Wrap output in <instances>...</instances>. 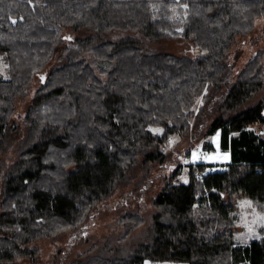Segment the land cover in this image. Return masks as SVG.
<instances>
[{
  "label": "trees",
  "instance_id": "16d2710c",
  "mask_svg": "<svg viewBox=\"0 0 264 264\" xmlns=\"http://www.w3.org/2000/svg\"><path fill=\"white\" fill-rule=\"evenodd\" d=\"M261 16L264 0H0V264L34 263L39 239L83 234L139 167L149 175L173 135L191 138L189 154L196 141L213 150L217 131L228 164L192 161L186 181L179 165L148 223L125 212L120 232L71 264H264V228L235 238L240 197L264 211V98L251 102L264 86L263 49L238 71L232 54ZM116 30L138 37L104 36ZM163 39L189 52L147 46Z\"/></svg>",
  "mask_w": 264,
  "mask_h": 264
},
{
  "label": "rangeland",
  "instance_id": "374dc122",
  "mask_svg": "<svg viewBox=\"0 0 264 264\" xmlns=\"http://www.w3.org/2000/svg\"><path fill=\"white\" fill-rule=\"evenodd\" d=\"M66 35L83 36L82 30L65 29ZM65 35V36H66ZM104 36L112 39L119 37H134L138 34L134 31H107ZM239 44H235V50L232 54L236 55L239 51V58L237 59V66L235 71H238L251 58L255 52L261 48L263 49V63H264V16H261L255 21V29L247 36H238ZM148 47L163 52H172L182 54L189 52V43L180 39H163L159 41H148ZM4 63L0 61V70L4 72ZM45 74V73H44ZM41 77L44 79L45 75ZM45 81V79H44ZM36 82V81H35ZM29 96L26 101L18 102V111L25 113L27 102L30 100ZM264 98V86L255 95L251 102ZM198 105H201V100H198ZM198 108V106H197ZM155 131H161V127L156 126ZM191 138L175 134L170 138V141L161 149L165 152V157L156 163H153L152 169L147 177L143 176L144 171L142 167L137 170V178L130 185L120 186L107 199L102 201V208L99 209L95 221L90 224V220L85 222V225L90 224L83 234L77 235V232L66 230L58 234L56 237L42 238L34 242L40 248L39 256L36 262H32L29 258L20 257L11 261L4 262V264H71L73 259L82 257L90 245L103 238L111 231L120 232L122 226L116 224V219L128 211H138L146 217V223L153 215L154 205L153 199L162 189L166 177L172 174L174 170L180 165L181 175L180 180H187V165L184 162V154L188 145L191 143ZM201 142L193 144V147H202ZM185 150V151H184ZM223 165H210L213 169H219ZM237 231L235 238L238 242L248 243L253 239L262 236L261 229L264 228V211L259 210L255 202L248 196H243L238 199L237 208ZM141 229V228H139ZM137 233V232H136ZM77 235V236H75ZM75 236V237H74ZM74 237V238H73ZM73 238V239H72ZM72 239V241H71ZM144 264H190L187 260H160L150 261L146 260Z\"/></svg>",
  "mask_w": 264,
  "mask_h": 264
},
{
  "label": "crops",
  "instance_id": "0c3cea01",
  "mask_svg": "<svg viewBox=\"0 0 264 264\" xmlns=\"http://www.w3.org/2000/svg\"><path fill=\"white\" fill-rule=\"evenodd\" d=\"M210 140L212 141V144L214 145V149L211 151H208L202 146L205 150L204 162L206 164H208V166L218 165V164L225 166L226 164H228L230 162L231 154L228 150H223L221 148V146H220V132L217 131L215 134H213L210 137ZM197 158H198V155L196 153H192V155H191L192 161L196 162ZM211 169H213V168L211 167ZM154 262H156V261H154Z\"/></svg>",
  "mask_w": 264,
  "mask_h": 264
},
{
  "label": "built area",
  "instance_id": "2783aa9c",
  "mask_svg": "<svg viewBox=\"0 0 264 264\" xmlns=\"http://www.w3.org/2000/svg\"><path fill=\"white\" fill-rule=\"evenodd\" d=\"M264 133V128L261 130ZM192 153H196L198 155L197 161L196 162H204L205 160V150L202 147L196 146L192 149V152L189 154H185L184 156V162L186 164H190L192 162L191 155ZM198 176L202 175V172H197Z\"/></svg>",
  "mask_w": 264,
  "mask_h": 264
},
{
  "label": "water",
  "instance_id": "95a60500",
  "mask_svg": "<svg viewBox=\"0 0 264 264\" xmlns=\"http://www.w3.org/2000/svg\"><path fill=\"white\" fill-rule=\"evenodd\" d=\"M43 81H44V79H43Z\"/></svg>",
  "mask_w": 264,
  "mask_h": 264
}]
</instances>
